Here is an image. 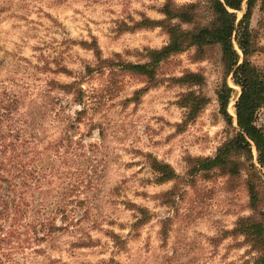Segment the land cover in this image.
Segmentation results:
<instances>
[{
  "label": "rangeland",
  "instance_id": "obj_1",
  "mask_svg": "<svg viewBox=\"0 0 264 264\" xmlns=\"http://www.w3.org/2000/svg\"><path fill=\"white\" fill-rule=\"evenodd\" d=\"M213 18L205 0H0V159L24 170L0 191L23 202L0 215V264H264L255 147L259 179L243 156L200 169L238 131L220 46L151 57ZM249 29L264 78V0Z\"/></svg>",
  "mask_w": 264,
  "mask_h": 264
},
{
  "label": "trees",
  "instance_id": "obj_2",
  "mask_svg": "<svg viewBox=\"0 0 264 264\" xmlns=\"http://www.w3.org/2000/svg\"><path fill=\"white\" fill-rule=\"evenodd\" d=\"M213 13V21L209 26L201 28L198 32L188 34L180 32L177 36L171 37L170 43L160 51L151 54L153 63H157L166 55L182 51L183 44L192 47H206L208 45H219L221 50V62L224 69V80L216 92L219 113L227 124H232V117L227 111L232 89L228 86L226 78L231 75L233 84L240 87L241 92L235 103V115L238 131L235 136L225 143L214 158L205 159L200 164L201 170H208L214 166H222L230 163L229 157L243 156L245 161L250 162L249 169L253 170L254 176L259 179L256 172L257 167L252 163V145L257 152V164L264 168V130L255 124L257 111L264 108V78L248 60L252 53V38L249 29L250 13L254 0H246L247 10L242 19L237 23V17L232 11H239L245 0H205ZM235 37L233 38V35ZM233 40L242 54V62L233 46ZM152 63L142 65L150 67ZM233 162H231V165ZM235 167V165L233 166ZM7 164L0 159V191L8 193L10 187L15 190L23 182L16 183L17 177L24 179V172L21 165L12 166L7 169ZM167 168V167H166ZM163 167L164 180L168 177L167 169ZM169 178V177H168ZM4 185V187H3ZM264 187L251 183L249 186V202L255 208L264 196ZM16 195V191L14 192ZM9 195V194H8ZM20 200V197H18ZM21 201L7 200L5 195L0 193V215L6 210L17 211L21 209ZM2 217L0 218V220ZM44 226V224H42ZM260 225L256 223L246 224V231L254 236L259 233Z\"/></svg>",
  "mask_w": 264,
  "mask_h": 264
}]
</instances>
